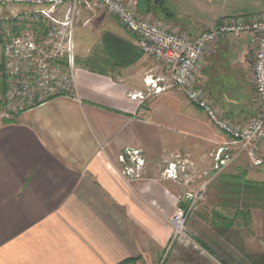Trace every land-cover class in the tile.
I'll return each mask as SVG.
<instances>
[{
	"label": "crops",
	"instance_id": "0c3cea01",
	"mask_svg": "<svg viewBox=\"0 0 264 264\" xmlns=\"http://www.w3.org/2000/svg\"><path fill=\"white\" fill-rule=\"evenodd\" d=\"M125 1L183 33L236 17L222 10L236 0ZM252 38L222 37L205 53L197 77L236 124L255 114ZM74 50L80 101L54 97L0 123V264H185L175 258L185 246V256L201 255L210 264L214 254L191 233V243L169 245V217L189 203L186 193L205 191L218 172L224 186L230 183L222 179L239 177L235 194L224 191L233 203L247 193L264 224V140L257 150L261 165L241 152L235 173L214 170L211 154L228 136L179 89L149 91L144 77L169 74L103 9H81ZM137 93L144 97H131ZM125 148L140 151L139 179L121 174ZM178 158L189 165L176 180L164 177Z\"/></svg>",
	"mask_w": 264,
	"mask_h": 264
},
{
	"label": "built area",
	"instance_id": "2783aa9c",
	"mask_svg": "<svg viewBox=\"0 0 264 264\" xmlns=\"http://www.w3.org/2000/svg\"><path fill=\"white\" fill-rule=\"evenodd\" d=\"M0 8H6L9 13L0 24V48L8 80L12 82L5 94L7 99L64 96L80 101L74 54L76 23L82 8L103 9L135 36L143 54L160 63L169 74L168 78L144 77L149 91L160 94L169 87L179 89L212 125L228 136V141L211 154L214 170L222 169L241 152L252 159L254 166L263 163L257 150L264 140V13L225 17L209 29L183 33L140 14L133 2L125 0H0ZM241 33H251L254 45L255 114L244 125L229 120L197 84L207 50L227 34ZM63 65L66 70L60 73L58 69ZM131 97L144 95L137 93ZM118 158L124 164L122 175L128 179L140 177L144 160L139 150L125 148ZM188 165L187 160L178 158L167 164L163 175L176 180ZM203 198V188L187 193L189 203L169 217L172 226L169 245L175 241L192 242L185 232V224L195 204Z\"/></svg>",
	"mask_w": 264,
	"mask_h": 264
},
{
	"label": "rangeland",
	"instance_id": "374dc122",
	"mask_svg": "<svg viewBox=\"0 0 264 264\" xmlns=\"http://www.w3.org/2000/svg\"><path fill=\"white\" fill-rule=\"evenodd\" d=\"M233 2L223 7L222 10L230 11L229 13L236 17L264 13V0H236ZM7 15H9L7 9L0 8V24L4 16ZM77 24L78 21L76 26ZM65 70V65L58 69L60 73L65 72ZM15 80L18 81V78ZM9 82L11 80H8L3 53L0 48V123L10 121L23 111L49 100L47 97L39 98L37 96H33L32 99L30 97H13L12 100H9L5 97V94L10 90ZM13 83L15 82L13 81ZM238 164L237 161L233 160L221 172L235 173ZM249 167H253V165L248 163L246 168L250 170ZM219 174L218 172L212 179H209L205 186L204 198L195 204L197 209H193L187 218L185 232L191 233L195 243L198 245L200 242L204 243L208 250L214 254V260L208 257L211 261L210 264H264V224L261 213L257 208L250 207L245 192L242 193L241 199L233 203L235 201L231 199L232 193L225 192V189L222 188L223 183L215 179ZM186 194L184 198H186ZM224 201L232 202L226 207L218 204V202ZM237 210H242L245 215H236ZM198 245L196 246L198 247ZM186 247L188 246L179 248L180 253L178 251V257H175L176 263L183 261L185 264H204L201 255L194 257V255L189 254L190 256H185L183 251H186Z\"/></svg>",
	"mask_w": 264,
	"mask_h": 264
},
{
	"label": "trees",
	"instance_id": "16d2710c",
	"mask_svg": "<svg viewBox=\"0 0 264 264\" xmlns=\"http://www.w3.org/2000/svg\"><path fill=\"white\" fill-rule=\"evenodd\" d=\"M158 2H159V1H158ZM159 3H160V2H159ZM222 181H226V182H229V183H230L229 185L224 186L223 189L228 190V191L232 192L233 194H235L233 191H238V189H239V187H240V185H241V182H242V181H240L239 177L224 178V179H222ZM243 186H244V185H243ZM241 187H242V186H241ZM241 187H240V188H241ZM237 213H238V214H243V215H245V214L243 213V211H239V210H237ZM238 214H237V215H238Z\"/></svg>",
	"mask_w": 264,
	"mask_h": 264
}]
</instances>
